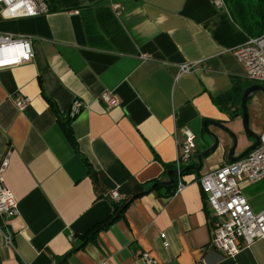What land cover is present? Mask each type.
I'll return each instance as SVG.
<instances>
[{
  "label": "crops",
  "instance_id": "0c3cea01",
  "mask_svg": "<svg viewBox=\"0 0 264 264\" xmlns=\"http://www.w3.org/2000/svg\"><path fill=\"white\" fill-rule=\"evenodd\" d=\"M222 1L50 0L49 14L17 19L0 5V33L31 37L35 52L33 62L0 69V162L10 151L5 179L19 202L17 217L0 215V264H145L141 251L158 264H264V240L233 257L212 246L199 183L233 162V137L234 161L255 142L235 51L264 33V0ZM185 63L192 71H180ZM105 92L121 104L107 109ZM16 94L29 99L23 111ZM251 95L248 127L259 136L264 93ZM75 100L83 109L69 123L73 145L61 122ZM187 129L196 136L190 170L134 200L80 248L114 215L111 191L125 203L169 181ZM210 133L221 144L202 156L215 144ZM242 191L255 212L264 209V179Z\"/></svg>",
  "mask_w": 264,
  "mask_h": 264
},
{
  "label": "built area",
  "instance_id": "2783aa9c",
  "mask_svg": "<svg viewBox=\"0 0 264 264\" xmlns=\"http://www.w3.org/2000/svg\"><path fill=\"white\" fill-rule=\"evenodd\" d=\"M218 8H223L222 0H214ZM2 16L6 19L32 18L50 13V0H0ZM120 14V5L113 6ZM235 55L244 67L247 80L264 85V33L251 39L235 51ZM142 58L147 59L144 55ZM35 52L33 39L27 36H16L0 33V69L15 67L33 62ZM182 73L192 71L189 63L180 66ZM107 109L121 104L115 93L105 92L100 98ZM16 107L23 111L29 105V99L21 94L14 95ZM83 109V103L75 100L67 117L76 118ZM186 139L180 145L175 169L182 178V171L188 167L196 149V136L187 129ZM11 152L7 151L0 162V215L5 221H11L19 214V202L6 184L5 174L10 165ZM264 179V131L259 135V146L246 157L218 167L203 177L199 183L206 197V204L211 213L212 246L227 257L237 255L260 240H264V209L255 212L245 198L242 187ZM183 183L179 181L178 188ZM109 198L115 203H123L126 199L119 191L113 190ZM6 243L13 247L12 234L4 235ZM165 240V233L161 234ZM169 243L165 242V247ZM138 255L145 264H158L148 252L141 251Z\"/></svg>",
  "mask_w": 264,
  "mask_h": 264
},
{
  "label": "water",
  "instance_id": "95a60500",
  "mask_svg": "<svg viewBox=\"0 0 264 264\" xmlns=\"http://www.w3.org/2000/svg\"><path fill=\"white\" fill-rule=\"evenodd\" d=\"M256 91H262L264 93V86L263 85L251 86L250 88H248L245 91L243 99H242L241 107H242V119H243L244 127L248 131V133L254 138L255 142L250 147H248L246 149V151L241 155L240 159L246 157L250 152H252L253 150H255L259 146V136L258 135H254L249 130V127H248L249 115H248L247 101L249 100L250 97H252L251 93L256 92ZM210 135L214 138L215 144H214V146L211 149H209L207 152H205L202 156H205V155L209 154L210 152L214 151L221 144L220 138H218L217 136H215L212 133H210ZM233 139H234L233 140V146H232V149L230 151V160H232V161H234L233 155H234V152H235V149H236V146H237L236 138L233 137ZM202 156L199 159H201ZM175 174H177L176 171H169L168 172V176H169V181L168 182L154 183L153 186L149 190H147V191H145V192H143L141 194L149 193L157 186L168 187V186L172 185L173 182H174V176L173 175H175ZM131 200L127 203V205L130 204ZM120 212L121 211H119L117 213L116 217L111 222L115 221L120 216Z\"/></svg>",
  "mask_w": 264,
  "mask_h": 264
},
{
  "label": "trees",
  "instance_id": "16d2710c",
  "mask_svg": "<svg viewBox=\"0 0 264 264\" xmlns=\"http://www.w3.org/2000/svg\"><path fill=\"white\" fill-rule=\"evenodd\" d=\"M62 120L63 121L61 122V124H62V127H63L65 133H66V136L68 137V139L70 140V142L73 145H75L73 131H72L71 126L69 124L70 121H71V119H69L67 116H65L64 119H62ZM189 170H190V168H188V167L184 168L183 171H182V175L186 174ZM171 171H175V169L174 170L171 169ZM173 176H174V182H173V185L172 186H175L176 183H177L176 174L173 175ZM158 187H160V186L155 187L151 192H154ZM142 195L143 194L140 193V194H136L135 196H133L131 198L132 200L130 199L131 200L130 204L134 200H136L137 198L141 197ZM128 202H125V203L124 202L123 203H115L114 202V204H113V206H114V215L111 216V217H109L108 219L104 220L100 224L96 225L92 230H90L89 233H87L86 235H84L83 236L84 239H83V242H82L83 244L81 245L80 248L84 247V245L87 244V242L89 240L93 239L98 234V232L101 229L106 228L107 227V224H109L115 218V215H117V213L119 211H121L120 212V216H119V218H120L124 214V212L128 208V206L130 205V204L127 205Z\"/></svg>",
  "mask_w": 264,
  "mask_h": 264
},
{
  "label": "rangeland",
  "instance_id": "374dc122",
  "mask_svg": "<svg viewBox=\"0 0 264 264\" xmlns=\"http://www.w3.org/2000/svg\"><path fill=\"white\" fill-rule=\"evenodd\" d=\"M256 84H260V83H256V82H253V81H247V83H245V86H247V88H246V90L249 88V87H251L252 85H256ZM245 90V91H246ZM245 91H244V93H245ZM244 93H239V95L241 96V99H243V96H244ZM260 96L262 95L263 96V94H259ZM261 96V97H262ZM252 100H250L249 102H248V109L250 110V107H251V102ZM263 133V132H262ZM261 133V134H262Z\"/></svg>",
  "mask_w": 264,
  "mask_h": 264
}]
</instances>
